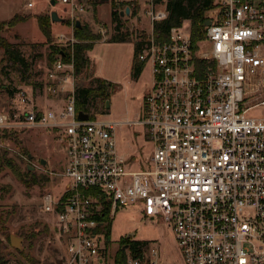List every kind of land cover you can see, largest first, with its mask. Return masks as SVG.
Wrapping results in <instances>:
<instances>
[{"label":"built area","instance_id":"1","mask_svg":"<svg viewBox=\"0 0 264 264\" xmlns=\"http://www.w3.org/2000/svg\"><path fill=\"white\" fill-rule=\"evenodd\" d=\"M58 1L73 20L89 9L84 0ZM138 1L146 9L135 17L137 62L151 83L137 119L109 121L105 107L78 111L73 56L48 66L42 84L66 96L64 106L39 107L31 88L18 92L13 117L0 114V148L3 133L35 129L65 145L64 167L48 175L57 188L40 196L54 264H160L152 245L136 257L125 247L123 262L111 254L103 230L119 208L136 205L170 229L182 264H264V0H216L197 41L189 20L163 31L168 0ZM127 8L122 20L131 18ZM127 125L143 127L152 145L144 170L118 153L115 132Z\"/></svg>","mask_w":264,"mask_h":264},{"label":"rangeland","instance_id":"2","mask_svg":"<svg viewBox=\"0 0 264 264\" xmlns=\"http://www.w3.org/2000/svg\"><path fill=\"white\" fill-rule=\"evenodd\" d=\"M55 1L56 5L52 6L51 0H0V23H8L15 17L21 19L12 28L7 24L0 31V36L13 44L30 65L29 70H26L0 50V55L3 53L0 56V114L8 113L13 117L18 92L31 88L39 107L58 109L64 106L66 96L51 95L42 88V84L49 66L50 45L73 47L78 43L74 37V25L79 21L100 39L95 42L92 52L87 53L89 66L78 76L76 85L78 88L95 87L96 79L102 78L109 84L107 98L94 100L89 108L100 112L103 107L106 108V101L109 100L110 109L105 119H137L142 112V99L151 83L148 67L139 77H135L130 67L134 45L141 37V25L136 24L135 17L123 18L122 27L116 31L111 19L112 3L124 9L127 7L124 3L129 0H84L89 9L78 20L71 18L68 7ZM29 2L34 4L33 8L28 7ZM138 6L137 13L144 14V3L139 1ZM53 11L65 21L52 23V43H48L39 30L37 17H50ZM126 33L130 36L129 42L110 43L116 34ZM259 113L253 112V115ZM1 136L3 147L0 148V156L6 158L12 167L5 166L0 171V264H54L58 261L57 243L49 234L48 227L44 226L43 220L46 217L40 211V196L44 187L57 188V185H51L48 175L64 167L65 145L57 133L46 129L19 130L15 134L5 136L3 133ZM115 139L118 153L135 160L131 164L132 171L148 167L152 145L143 127H119ZM42 160L46 161L45 166ZM29 166L35 169L30 170L32 174L27 173ZM15 167L21 172V177H17ZM34 181H38V184H33ZM109 230V248L113 255L119 249L120 241L134 233L132 241L147 242L146 246L157 248L160 264H182L173 233L161 221L147 218L140 206L119 208L110 226L103 232ZM11 236L24 238L23 251L19 252L11 246Z\"/></svg>","mask_w":264,"mask_h":264},{"label":"trees","instance_id":"3","mask_svg":"<svg viewBox=\"0 0 264 264\" xmlns=\"http://www.w3.org/2000/svg\"><path fill=\"white\" fill-rule=\"evenodd\" d=\"M160 1V0H157ZM138 0H129L127 3H124L125 6L130 8L131 17H136L139 15L138 9ZM216 0H168L167 8L169 11V19L165 22L162 27L163 31L167 33L170 28L180 26L183 21L189 20L192 25V34L195 41L200 40L204 36L205 32V21L206 14L215 8ZM119 4L112 3V14L111 19L112 23L115 24L116 31H119L122 27V19L119 7ZM134 6V7H133ZM133 7V8H132ZM18 22H21V19L15 17L10 20L8 23H0V31L8 24L9 28L16 26ZM38 27L43 36L46 38L48 43H52V21L51 17L41 16L37 17ZM157 30H161V26L156 27ZM74 37L78 41L73 47H59L50 45V55H49V66H53L58 57L64 61H70L71 57L74 58V66L76 75L79 76L84 73V71L89 66V60L87 53L94 49L95 42L100 38L92 34L88 26H81L74 29ZM129 34L124 35L116 34L111 38L110 43H127L129 42ZM134 56L132 61V71L135 77H139L143 72V65L137 62V55L140 50L139 43L134 45ZM0 49L4 51V54L14 63L21 65L26 70H29L30 65L26 62L25 58L22 56L21 52L14 47L13 44L8 42L5 38L0 36ZM97 84L95 87H82L78 88L76 92L77 97V110H88L90 103L98 98H107L108 96V86L106 81L103 79H96ZM37 86V85H36ZM34 86V89L36 88ZM109 98V97H108ZM5 136L9 134L8 132L4 133ZM2 138V136H1ZM5 166H10L7 163V159L0 156V171ZM12 167V166H10ZM15 173L17 177H21V172L15 167ZM27 173H30L29 168H27ZM33 184H38V181H34ZM110 230L108 231V239L110 238ZM147 242H138L132 241L131 238L122 239L120 241V247L115 254L116 262H123L126 257L125 247L128 246L131 255L139 256L142 253V247L146 246ZM4 264V263H1Z\"/></svg>","mask_w":264,"mask_h":264},{"label":"water","instance_id":"4","mask_svg":"<svg viewBox=\"0 0 264 264\" xmlns=\"http://www.w3.org/2000/svg\"><path fill=\"white\" fill-rule=\"evenodd\" d=\"M51 5H52V6H55V5H56V1H55V0H51ZM129 14H130V9L127 8L126 11H125V15H126V16H129ZM121 15H123V13H122ZM50 17H51V21H52V23H62V22L65 21L64 19H61V18L59 17V15H58V13H57L56 11H53V12L51 13ZM210 24H211L210 21H207V22L205 23L206 26H209ZM75 26H76L77 28H80L82 25H81V23H80L79 21H77V22L75 23ZM107 86H108V88H109V84H108ZM108 94H109V92H108ZM106 109H107V110L110 109V103H109V100L106 101ZM78 118H79V120L86 121V120L88 119V114L83 113V112H80ZM31 158H32V157H30V159H31ZM42 165L45 166V165H46V161L42 160ZM28 168H29V170H35L33 167H30V166H29ZM133 236H134V233H131V234H129V235L127 236V238H131V237H133ZM23 241H24V238H23V237H18V236H11V237H10V244H11V246H12L15 250H17V251H19V252L23 251V247H22V242H23Z\"/></svg>","mask_w":264,"mask_h":264},{"label":"crops","instance_id":"5","mask_svg":"<svg viewBox=\"0 0 264 264\" xmlns=\"http://www.w3.org/2000/svg\"><path fill=\"white\" fill-rule=\"evenodd\" d=\"M30 3H31V2H30ZM32 4H33V3H32ZM27 5H28V4H27ZM33 7H34V4H33ZM33 7H32V8H33ZM0 50H1V49H0ZM91 52H92V51H91ZM2 54H3V53H1V55H2ZM1 55H0V56H1ZM132 61H133V58H131V61H130V67H132ZM102 79H103V78H102ZM104 80H106V79H104ZM107 81H108V80H107Z\"/></svg>","mask_w":264,"mask_h":264}]
</instances>
